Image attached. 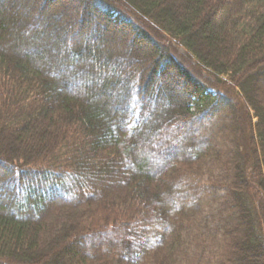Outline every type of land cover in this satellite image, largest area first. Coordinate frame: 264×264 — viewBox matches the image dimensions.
Segmentation results:
<instances>
[{
  "label": "trees",
  "instance_id": "16d2710c",
  "mask_svg": "<svg viewBox=\"0 0 264 264\" xmlns=\"http://www.w3.org/2000/svg\"><path fill=\"white\" fill-rule=\"evenodd\" d=\"M0 264H264V0H0Z\"/></svg>",
  "mask_w": 264,
  "mask_h": 264
},
{
  "label": "rangeland",
  "instance_id": "374dc122",
  "mask_svg": "<svg viewBox=\"0 0 264 264\" xmlns=\"http://www.w3.org/2000/svg\"><path fill=\"white\" fill-rule=\"evenodd\" d=\"M37 20H38V18L34 17L32 20V23L33 24L37 23ZM171 49H172V52L174 53V56L176 57V60H178L179 63L185 69H187L192 75H194V77L201 78L203 81L208 80L207 73L205 71L199 69L195 65V62H193V58L189 57L180 46H178L174 42H171ZM45 63H47V60H45Z\"/></svg>",
  "mask_w": 264,
  "mask_h": 264
}]
</instances>
